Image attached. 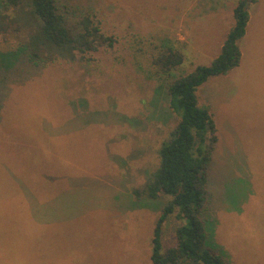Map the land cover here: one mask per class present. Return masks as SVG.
I'll use <instances>...</instances> for the list:
<instances>
[{
    "label": "rangeland",
    "instance_id": "1",
    "mask_svg": "<svg viewBox=\"0 0 264 264\" xmlns=\"http://www.w3.org/2000/svg\"><path fill=\"white\" fill-rule=\"evenodd\" d=\"M114 46L0 70V264H154L167 195L138 200L178 122L152 74L154 45L190 73L219 55L238 0H62ZM81 5L76 9L77 5ZM240 64L198 87L217 125L207 214L229 264H264V0L250 6ZM0 34V48L24 40ZM171 216L166 246L175 244ZM209 227V226H208Z\"/></svg>",
    "mask_w": 264,
    "mask_h": 264
},
{
    "label": "trees",
    "instance_id": "2",
    "mask_svg": "<svg viewBox=\"0 0 264 264\" xmlns=\"http://www.w3.org/2000/svg\"><path fill=\"white\" fill-rule=\"evenodd\" d=\"M256 1L238 0L233 9L234 24L219 55L209 65H198L190 73L176 75L174 71L185 60L184 50L169 39L152 49V74L161 81L158 89L169 98V107L178 118L169 138L159 148V166L144 186L134 189L138 200L169 197L154 228L151 254L154 264H229L216 250L213 223L209 225L206 212L218 136L212 112L199 104L198 87L213 76L228 74L240 64L239 41L246 34L250 6ZM69 4L62 0H0V34L9 31L26 34L14 47L0 48V70L6 71L5 75L22 57L39 66L58 59L76 61L79 54L115 45V38L107 35L90 16L73 26L69 18L74 10L69 9ZM80 7L79 4L75 8ZM171 216L178 221L176 242L166 246L164 231Z\"/></svg>",
    "mask_w": 264,
    "mask_h": 264
}]
</instances>
